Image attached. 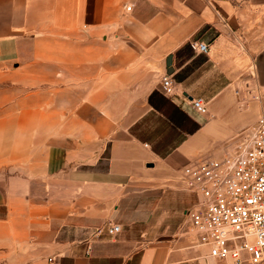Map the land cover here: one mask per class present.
<instances>
[{
  "label": "crops",
  "instance_id": "obj_1",
  "mask_svg": "<svg viewBox=\"0 0 264 264\" xmlns=\"http://www.w3.org/2000/svg\"><path fill=\"white\" fill-rule=\"evenodd\" d=\"M245 81L264 86V0H0V264H225L182 232L180 169L255 125Z\"/></svg>",
  "mask_w": 264,
  "mask_h": 264
},
{
  "label": "built area",
  "instance_id": "obj_2",
  "mask_svg": "<svg viewBox=\"0 0 264 264\" xmlns=\"http://www.w3.org/2000/svg\"><path fill=\"white\" fill-rule=\"evenodd\" d=\"M189 46L195 54L208 52L204 43L191 41ZM160 89L170 98L178 84L166 75ZM235 94L242 106L258 103L260 114L220 158L202 157L180 169L186 191L196 197L186 217L197 244L208 249V257L225 264H264V86L245 81ZM190 104L197 113L207 114L203 98H191ZM121 231L120 225L108 224L96 233L113 237Z\"/></svg>",
  "mask_w": 264,
  "mask_h": 264
},
{
  "label": "trees",
  "instance_id": "obj_3",
  "mask_svg": "<svg viewBox=\"0 0 264 264\" xmlns=\"http://www.w3.org/2000/svg\"><path fill=\"white\" fill-rule=\"evenodd\" d=\"M184 50V52L183 53H185V57L186 58H190V57H192L193 56V54H194V52L190 49V46H189V44H187L186 46H184V48H183ZM181 52H178V54H180ZM187 72H188V68H184L183 70H181L179 73H177V74H175L174 75V80L177 82V83H182L183 82V80H184V78H185V76L187 75ZM156 97V94H152L150 97H149V102L151 103V104H154V98ZM197 127L195 126L194 127V129H196ZM193 129V130H194ZM193 203H195V201H193ZM192 203V204H193Z\"/></svg>",
  "mask_w": 264,
  "mask_h": 264
},
{
  "label": "rangeland",
  "instance_id": "obj_4",
  "mask_svg": "<svg viewBox=\"0 0 264 264\" xmlns=\"http://www.w3.org/2000/svg\"><path fill=\"white\" fill-rule=\"evenodd\" d=\"M186 125H188V124H186ZM123 210H124V209H123ZM124 212L127 213V210H124ZM180 226H182V225H180ZM131 228H132L131 231L133 232V234L138 235L139 232L143 230V228H144V224H143V223H142V224H141V223H135V224L132 225ZM185 230H187V231H185ZM182 232H183V233L188 232V234H190V236L195 237L194 233L191 231L190 228H189V229H187V228H186V229L183 228V229H182ZM132 236H133V235H132ZM196 244H197V243H196Z\"/></svg>",
  "mask_w": 264,
  "mask_h": 264
},
{
  "label": "water",
  "instance_id": "obj_5",
  "mask_svg": "<svg viewBox=\"0 0 264 264\" xmlns=\"http://www.w3.org/2000/svg\"><path fill=\"white\" fill-rule=\"evenodd\" d=\"M171 60H172L171 56H168L166 59V68H167L168 75H171L173 73V69L171 68Z\"/></svg>",
  "mask_w": 264,
  "mask_h": 264
}]
</instances>
